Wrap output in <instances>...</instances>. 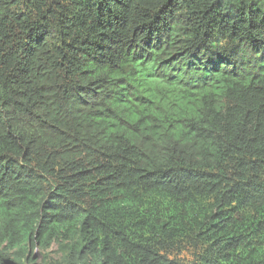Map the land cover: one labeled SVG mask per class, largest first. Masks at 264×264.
I'll return each mask as SVG.
<instances>
[{
	"label": "trees",
	"instance_id": "trees-1",
	"mask_svg": "<svg viewBox=\"0 0 264 264\" xmlns=\"http://www.w3.org/2000/svg\"><path fill=\"white\" fill-rule=\"evenodd\" d=\"M0 264H264V0H0Z\"/></svg>",
	"mask_w": 264,
	"mask_h": 264
},
{
	"label": "rangeland",
	"instance_id": "rangeland-1",
	"mask_svg": "<svg viewBox=\"0 0 264 264\" xmlns=\"http://www.w3.org/2000/svg\"><path fill=\"white\" fill-rule=\"evenodd\" d=\"M56 252H57V246H52L49 250H48V253L50 255H56Z\"/></svg>",
	"mask_w": 264,
	"mask_h": 264
}]
</instances>
